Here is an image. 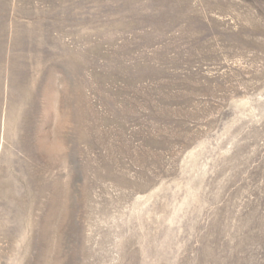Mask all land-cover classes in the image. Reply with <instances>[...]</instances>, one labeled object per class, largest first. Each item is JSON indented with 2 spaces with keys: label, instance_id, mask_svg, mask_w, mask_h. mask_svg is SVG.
Here are the masks:
<instances>
[{
  "label": "rangeland",
  "instance_id": "obj_1",
  "mask_svg": "<svg viewBox=\"0 0 264 264\" xmlns=\"http://www.w3.org/2000/svg\"><path fill=\"white\" fill-rule=\"evenodd\" d=\"M0 264H264V0H0Z\"/></svg>",
  "mask_w": 264,
  "mask_h": 264
}]
</instances>
